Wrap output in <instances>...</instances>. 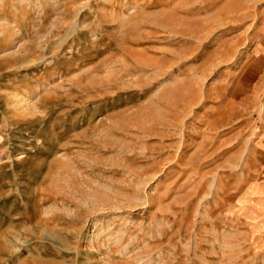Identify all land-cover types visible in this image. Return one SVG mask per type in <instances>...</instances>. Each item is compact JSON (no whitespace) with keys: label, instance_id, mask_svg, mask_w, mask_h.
Listing matches in <instances>:
<instances>
[{"label":"rangeland","instance_id":"rangeland-1","mask_svg":"<svg viewBox=\"0 0 264 264\" xmlns=\"http://www.w3.org/2000/svg\"><path fill=\"white\" fill-rule=\"evenodd\" d=\"M264 0H0V264H264Z\"/></svg>","mask_w":264,"mask_h":264},{"label":"crops","instance_id":"crops-1","mask_svg":"<svg viewBox=\"0 0 264 264\" xmlns=\"http://www.w3.org/2000/svg\"><path fill=\"white\" fill-rule=\"evenodd\" d=\"M263 195H264V191H263Z\"/></svg>","mask_w":264,"mask_h":264}]
</instances>
